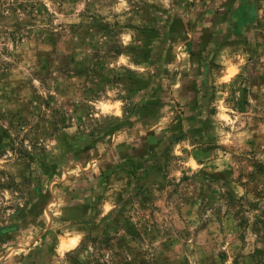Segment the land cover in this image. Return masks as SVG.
Instances as JSON below:
<instances>
[{
  "label": "rangeland",
  "instance_id": "rangeland-1",
  "mask_svg": "<svg viewBox=\"0 0 264 264\" xmlns=\"http://www.w3.org/2000/svg\"><path fill=\"white\" fill-rule=\"evenodd\" d=\"M0 264H264V0H0Z\"/></svg>",
  "mask_w": 264,
  "mask_h": 264
}]
</instances>
